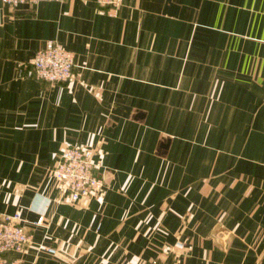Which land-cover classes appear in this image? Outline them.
<instances>
[{
    "label": "crops",
    "instance_id": "1",
    "mask_svg": "<svg viewBox=\"0 0 264 264\" xmlns=\"http://www.w3.org/2000/svg\"><path fill=\"white\" fill-rule=\"evenodd\" d=\"M48 39L72 78L18 73ZM72 144L93 148L99 195L56 187ZM15 210L25 264H264V0H0V212Z\"/></svg>",
    "mask_w": 264,
    "mask_h": 264
},
{
    "label": "built area",
    "instance_id": "2",
    "mask_svg": "<svg viewBox=\"0 0 264 264\" xmlns=\"http://www.w3.org/2000/svg\"><path fill=\"white\" fill-rule=\"evenodd\" d=\"M10 6L19 3H34L37 0H1ZM110 14H117L121 0H95ZM73 52L59 40L48 39L30 58L18 67V73L47 82L66 81L74 76ZM93 148L81 144L65 146L52 168L55 185L71 201L99 195L104 188L101 175L94 173ZM95 214L92 222L95 221ZM42 215L34 222L40 223ZM99 223H96L98 228ZM30 239L19 210L0 212V264H25L17 255ZM177 245L182 241L177 238ZM45 248L46 246L41 245ZM52 250V248H48ZM143 264H163L158 258L148 259Z\"/></svg>",
    "mask_w": 264,
    "mask_h": 264
}]
</instances>
